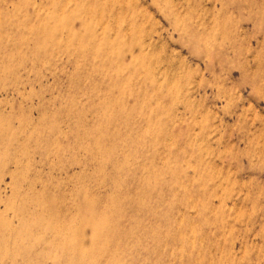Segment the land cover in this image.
Segmentation results:
<instances>
[{
    "label": "clouds",
    "instance_id": "9594fccd",
    "mask_svg": "<svg viewBox=\"0 0 264 264\" xmlns=\"http://www.w3.org/2000/svg\"><path fill=\"white\" fill-rule=\"evenodd\" d=\"M247 90L264 0H0V264H264Z\"/></svg>",
    "mask_w": 264,
    "mask_h": 264
},
{
    "label": "rangeland",
    "instance_id": "374dc122",
    "mask_svg": "<svg viewBox=\"0 0 264 264\" xmlns=\"http://www.w3.org/2000/svg\"><path fill=\"white\" fill-rule=\"evenodd\" d=\"M236 76H239V73H236ZM242 96H244L247 100V102H255V104L260 108L264 109V100L256 99L254 96L251 95V90L243 91L241 93ZM12 180V175L8 174L7 176L0 175V181H3L4 184H8Z\"/></svg>",
    "mask_w": 264,
    "mask_h": 264
}]
</instances>
